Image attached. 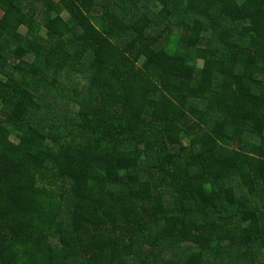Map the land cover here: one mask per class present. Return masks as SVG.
<instances>
[{"label": "trees", "instance_id": "trees-1", "mask_svg": "<svg viewBox=\"0 0 264 264\" xmlns=\"http://www.w3.org/2000/svg\"><path fill=\"white\" fill-rule=\"evenodd\" d=\"M0 264H264V0H0Z\"/></svg>", "mask_w": 264, "mask_h": 264}, {"label": "rangeland", "instance_id": "rangeland-1", "mask_svg": "<svg viewBox=\"0 0 264 264\" xmlns=\"http://www.w3.org/2000/svg\"><path fill=\"white\" fill-rule=\"evenodd\" d=\"M64 16H65V18H67V15H66V14H65ZM200 65H201V62H199V66H200ZM12 140L15 141V142H17V139L14 138V137L12 138Z\"/></svg>", "mask_w": 264, "mask_h": 264}]
</instances>
